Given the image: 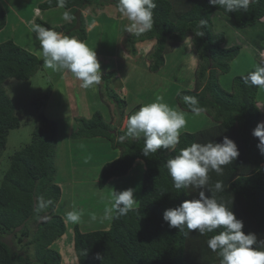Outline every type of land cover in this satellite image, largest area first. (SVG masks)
I'll use <instances>...</instances> for the list:
<instances>
[{
  "label": "trees",
  "instance_id": "obj_1",
  "mask_svg": "<svg viewBox=\"0 0 264 264\" xmlns=\"http://www.w3.org/2000/svg\"><path fill=\"white\" fill-rule=\"evenodd\" d=\"M70 1L67 0L66 9H69ZM110 3L116 5L118 0H79L77 5L89 7L94 12L93 15H97L98 12L111 14ZM155 3L153 28L142 35H133L132 52H137V42L155 40L151 53V70L158 71L165 63L166 49L168 51L191 36L192 50L200 61L196 71L199 89H181L177 102L188 110L182 102V96H195L202 111L211 116L215 125L189 132L181 131L180 143L174 151L160 149L157 153L144 157L141 153L144 147L142 136L121 142L119 137L124 135L126 127L114 131L116 127L105 120L101 111H96L91 119L82 118L83 124L70 135L71 138L77 140L102 137L119 149V154L114 159L101 166L97 177L99 187L104 188L112 178L128 175L138 159L145 163V169L142 173L139 201L134 210L126 216L105 219L104 209L110 203L104 205L106 199L102 198L103 206L99 208L95 220L89 215L83 218L81 224L75 223L69 230L68 223L59 214L61 206L56 208L64 195L56 177L59 126L44 111L40 112L39 125L34 128L31 140L11 155L0 185V264H66L63 263V252L69 246H72V255L77 258L78 264H101V261L95 259L97 253L103 256V264H219L220 258L207 246V240L218 234L219 229L204 235L198 231L186 235L187 229L179 232L178 229L169 228L163 221V213L184 200L197 198L200 192L192 187L175 189L165 166L166 161L179 154L181 148L194 142L219 143L224 136L237 144L239 156L224 166L222 175H217L214 171L208 173L206 194L214 195L234 212L237 219L243 221L245 234L255 233L258 241H264V156L256 147L258 138L251 134L257 124L264 121V100L260 101L264 89L245 86L241 78L254 70L255 64L264 63V59L255 58L250 70L245 68L242 73L231 74L235 68H242L245 62L239 59L234 67L233 61L239 57L242 47H224V35L213 31L212 17L218 10L225 13L223 9L209 6L208 0H155ZM39 7L51 12L61 9L57 7L56 0L42 1ZM226 15L234 18L239 27L255 26L264 18V0L250 4L246 11ZM72 20L65 25V32L75 25L74 16ZM49 21L36 18L37 24L60 29L52 24L53 20ZM200 21L205 22L202 27ZM6 24L7 14L0 3V31ZM198 31L204 32V35L196 36ZM76 33L78 40L83 41L87 36L85 25ZM250 41V45L256 49L255 40L250 38ZM252 54L256 56L257 52ZM40 67L41 59L16 40L8 39L0 43V158L10 131L22 126L20 119L25 113L16 107L3 84L10 78L29 80ZM113 92L110 96L118 103L123 116L126 100ZM42 103L45 104L46 101ZM169 106L174 108L173 103ZM217 181L223 183V191H214ZM105 195L106 193H101L100 196ZM38 197L53 200V205L39 216L34 211ZM81 205L78 204L75 210L81 211L82 217V211L89 214L90 210L91 214H96L91 208ZM45 214L50 218L38 221ZM31 222H37L35 230H32ZM90 222L96 225L92 230L87 229ZM18 228L20 230L17 232ZM7 233H14L17 242L10 244L5 241L4 235ZM64 235H67L65 241L69 245L62 252L59 242ZM29 236L31 238L24 242V238ZM24 245L28 249L32 247L34 251L21 254L17 248Z\"/></svg>",
  "mask_w": 264,
  "mask_h": 264
},
{
  "label": "rangeland",
  "instance_id": "obj_2",
  "mask_svg": "<svg viewBox=\"0 0 264 264\" xmlns=\"http://www.w3.org/2000/svg\"><path fill=\"white\" fill-rule=\"evenodd\" d=\"M42 1L45 0H0L7 14V24L0 31V43L14 39L41 59V67L29 80L10 78L3 84L6 93L12 98L16 107L21 111L24 110L25 113L20 119L22 126L10 131L6 148L2 151L0 185L9 166L11 155L31 140L34 128L39 125V113L44 111L59 126V141L56 146V177L62 184L60 185L64 194L56 206L57 209L58 206H61L60 215L65 217V214L72 211L78 204H82L81 207L84 208H91L96 213L95 215H98L99 208L103 206L102 198L106 199L104 205L111 203L112 189L123 191L132 188L135 198L139 200L142 172H129L130 176L126 175L113 179L104 188L98 186L97 177L101 166L117 156L118 148L113 147L111 142L102 137L74 140L70 135L81 127L82 118L91 119L96 111H101L105 120L116 127L114 131L122 130L129 114L137 109L129 111L124 107V117L119 123L120 116L117 112V103L112 100L113 96L110 94H114L113 91H115L120 97H125L126 101L133 99L134 93L139 94L140 91L143 93L149 90L151 92L156 91L154 96H157L159 91L163 92L164 83H156L154 80L156 75H166V81L169 83L167 95L169 102L177 100L181 85L188 86L187 81L194 75L196 80L191 89L198 90L199 82H197L196 71L200 61L196 60L195 63V56L190 46L186 49L185 46L181 47L177 44L173 45L176 47H173L174 49L170 48L168 51V48L166 49L164 65L158 71H153L151 70L152 52L150 50L155 44L154 40L137 42L135 44L137 52L133 53L132 39L134 34L126 31L130 22L126 17L118 14V4L110 3L111 14L98 12L97 15H93L94 12L92 13L91 8H83L81 5H77L79 0H71L69 9H61L72 12L76 22L77 14L79 15L81 28L82 25H85L87 32L83 42L95 50L101 66V83L84 89L80 86L81 81L67 70L54 71L47 68L43 63V57L39 51L38 42L35 40V34L31 31V25L33 22L36 23V18H43L47 21L53 20V25L64 24L63 30L57 29L56 31L65 32V25L68 22L63 23L62 17H59L61 22L56 21L57 11L41 10L38 5ZM60 12L63 15V11ZM104 13L106 14L101 16ZM212 18L214 22L213 31L225 34V44L227 43L228 47L233 45L242 47L239 57L233 61L232 65L236 67L239 59L245 63L242 64V68H235L231 74L242 73L245 68V70H250L255 58L264 57V18L260 19L255 26H247L246 28H238L233 19L221 11H216ZM74 27L66 31V35L73 34L72 37L77 38L76 32H80L81 28L75 30ZM258 32L260 33L257 34ZM248 38L255 40L256 49L251 50L252 46L247 47L246 43H250ZM256 52V56H253L252 53ZM158 84L160 90L157 88ZM263 100L264 94L260 96V101ZM43 101L46 103H42ZM260 105L262 106V104ZM39 106L41 107L37 110ZM179 106L178 104V111H187L185 112L187 123L182 129L184 132L193 131L197 128L201 129L211 124V116L208 115L209 118L206 116L204 119L206 114H190L188 112L190 110L182 107L181 110ZM101 193H106V195L101 197ZM88 212L89 214L82 211L83 217L81 216L80 224L84 220L83 218L92 215L90 210ZM49 218L50 216L45 214L38 221H45ZM37 222L30 223L32 230L36 229ZM95 226L93 222H90L87 229L92 230ZM19 230L20 228L16 229L17 232ZM15 237L14 233H7L4 235V240L14 244L17 242ZM30 238V236L25 237L24 242ZM17 249H20V253L25 255L34 251L32 247L28 249L25 245ZM67 251L63 253V263L78 264L77 258L72 255V246H69Z\"/></svg>",
  "mask_w": 264,
  "mask_h": 264
},
{
  "label": "clouds",
  "instance_id": "obj_3",
  "mask_svg": "<svg viewBox=\"0 0 264 264\" xmlns=\"http://www.w3.org/2000/svg\"><path fill=\"white\" fill-rule=\"evenodd\" d=\"M256 2L257 0H208V5L217 6L229 14L241 10L246 11L250 4ZM66 3L67 0H56L59 8H65ZM155 8V0H118V10L121 16L126 17L130 22L126 31L132 34H142L153 28ZM60 11H63V15ZM58 12L59 17L64 20L63 23L73 21L70 12L62 9H59ZM232 19L236 24L234 18ZM58 21L61 22L60 19ZM76 23L75 21L74 26ZM204 23V21H200V26L202 27ZM63 25L56 24L60 29L63 28ZM237 27L242 28L238 25ZM62 30L56 31L34 22L31 25V31L35 34L44 65L54 71L67 70L81 81L80 86L84 89L99 85L102 73L95 50L89 48L85 42L66 35V32ZM222 34L225 37V34ZM203 35L202 31L196 32L198 37ZM248 40L251 43L250 38ZM225 42L226 39L223 46L228 47ZM250 43H246L247 47L251 46ZM179 45L185 46L186 49L190 46L192 50L191 36H188ZM153 48L150 50L151 52ZM252 49L254 48L252 47ZM193 54L196 60H199L194 51ZM165 56L166 53L164 58ZM253 67L254 70L241 77L242 82L245 86L264 89V63H257ZM123 98L126 100L125 97ZM112 100L117 103L113 98ZM182 102L194 115L201 113L202 108L195 96L183 95ZM117 112L120 116V123L124 114L122 116L119 107ZM186 123L185 112L170 107L163 102L162 96H157L153 102L142 105L129 115L125 126L126 132L119 137V140L123 142L126 139H138L142 136L144 147L141 153L144 157L157 153L160 149L174 151L180 143L181 130L185 128ZM251 134L258 138L259 142L256 147L259 153L264 156V121L258 123ZM238 156L237 144L224 136L222 142L219 143L214 141L203 144L194 142L190 146L181 148L179 154L168 159L165 166L172 178L174 188L181 190L192 187L199 189L200 192L197 198L184 200L176 207L167 208L163 213V221L169 228L178 229L179 232H185L187 229L186 235L192 231H198L204 235L219 229L218 234L212 235L207 240L208 248L220 258L219 264H264V241H258L255 233L245 234L243 221L237 219L234 212L223 202H219L214 195H207L205 191L209 180L208 173L214 171L217 175H222L224 166L232 163ZM208 191H213V189H208ZM214 191H223L221 181L215 183ZM136 203L134 189L128 188L123 191L112 189L111 203L104 209V218L111 220L126 216L134 210ZM52 205V199L38 197L34 211L39 216ZM91 219L95 220L96 215L92 214ZM64 220L74 224L80 222L81 211L75 209L68 211ZM95 259L103 264V256L100 253L96 254Z\"/></svg>",
  "mask_w": 264,
  "mask_h": 264
},
{
  "label": "crops",
  "instance_id": "obj_4",
  "mask_svg": "<svg viewBox=\"0 0 264 264\" xmlns=\"http://www.w3.org/2000/svg\"><path fill=\"white\" fill-rule=\"evenodd\" d=\"M59 12H57L56 13V16H55V18H56V21H58L59 20ZM111 30V29H110ZM248 46V45H247ZM187 52V51H186ZM263 59H264V57H262ZM195 63H196V58H195ZM195 63H194V66H195ZM194 68H192V70H193ZM194 71V70H193ZM196 77H195V75L190 79V80H188L187 82L189 83V85L188 86H182L181 85V88H180V90L181 89H183V88H186V89H188L189 87H190V89H191V87H193L194 86V84H195V79ZM154 80L156 81V83H164V86H163V92H160L159 90V84L157 85V88L159 89L158 91H159V95H157V96H162L163 97V102H165V103H167L168 105H170L171 103H173L174 104V109H176V110H178V102H177V100H174V101H171V102H169L168 101V97H167V95H168V85H169V83H168V81H166V75H156L155 76V78H154ZM181 83H183V81L181 80ZM156 94V91H154V92H151L150 90L149 91H147L146 93H143V92H139V94H137V93H134L135 95L133 96V99H127V101H126V109H128L129 111H131V110H135V109H137L138 110V108L139 107H141L142 105H144V104H148V103H151V102H153L154 100H155V98L157 97V96H154L155 94ZM117 107H118V104H117ZM179 108H181V106H179ZM133 110V111H134ZM181 110H182V108H181ZM183 112H187V111H183ZM190 114H193L191 111H188ZM202 113H204V114H206L203 118L204 119H206V116L209 118V116H208V114L205 112V111H201V113L200 114H202ZM213 125H215L214 124V121H213V119H212V122H211V124H209V125H207V127H204V128H211ZM126 126V125H125ZM125 128V127H124ZM123 128V129H124ZM182 132H184L183 130H181ZM119 154V153H118ZM117 154V155H118ZM144 169H145V163L142 161V160H140V159H138L136 162H135V164H134V167H133V169L130 171L131 173H134V172H136V171H138V172H142L143 173V171H144ZM142 173H141V175H142ZM127 176H130L129 174L127 175ZM118 177H115V178H112L110 181H112L113 179H117ZM70 183V182H69ZM60 184H61V182H60ZM62 185V184H61ZM136 200H137V203H136V205L138 204V198H136ZM135 205V206H136ZM74 209H75V207H74ZM73 209V210H74ZM64 216V215H63ZM73 225H75L74 223H68V226H69V230L73 227ZM83 226V225H82ZM68 230V231H69ZM67 235H68V233H67ZM67 235H64L65 237H62V241L61 242H59L60 243V250L63 252V250H65V249H67V247H68V245H69V243L67 244L66 243V241H65V239H66V237H67ZM69 236V235H68ZM57 243V242H56ZM58 243V244H59ZM64 253V252H63Z\"/></svg>",
  "mask_w": 264,
  "mask_h": 264
},
{
  "label": "water",
  "instance_id": "obj_5",
  "mask_svg": "<svg viewBox=\"0 0 264 264\" xmlns=\"http://www.w3.org/2000/svg\"><path fill=\"white\" fill-rule=\"evenodd\" d=\"M81 28V21H80V17L79 15L77 14V23H76V26L74 27V29H80Z\"/></svg>",
  "mask_w": 264,
  "mask_h": 264
}]
</instances>
